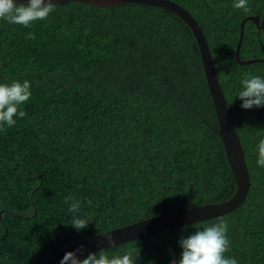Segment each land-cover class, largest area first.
Instances as JSON below:
<instances>
[{"label":"trees","instance_id":"trees-1","mask_svg":"<svg viewBox=\"0 0 264 264\" xmlns=\"http://www.w3.org/2000/svg\"><path fill=\"white\" fill-rule=\"evenodd\" d=\"M198 21L229 106L264 105V63L235 57L264 0H172ZM264 60L245 25L242 61ZM245 202L77 264H264V109L231 115ZM191 28L157 7L69 1L0 7V262L42 264L69 245L218 204L236 180Z\"/></svg>","mask_w":264,"mask_h":264},{"label":"water","instance_id":"water-1","mask_svg":"<svg viewBox=\"0 0 264 264\" xmlns=\"http://www.w3.org/2000/svg\"><path fill=\"white\" fill-rule=\"evenodd\" d=\"M69 1L88 3L101 7H120L130 3L143 4L167 10L185 21L194 33L199 46L205 77L217 114L218 129L216 130L223 141L236 180V185L233 193L234 195L225 202L170 212L123 228L99 234L79 242L76 241V243L63 249L54 258L49 259L42 264H77L88 256L109 249L113 246L171 229L212 220L229 214L242 206L248 196L247 193L249 186L251 185L250 173L245 158V151L236 127L233 124L231 115L236 111L259 113L264 109V105L259 110H253L243 106L228 105L226 95L219 81L209 43L203 29L195 17L186 8L172 0H0V7L12 4L35 6H44L47 4L60 5ZM249 21L253 22L260 30H264V18L261 19L259 15L247 17L242 21L240 26V39L235 52L236 60L243 65L258 62L264 63V60L260 58H254L247 61H242L240 59V51L245 34V25ZM0 264L6 263L0 262Z\"/></svg>","mask_w":264,"mask_h":264}]
</instances>
